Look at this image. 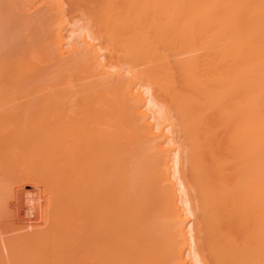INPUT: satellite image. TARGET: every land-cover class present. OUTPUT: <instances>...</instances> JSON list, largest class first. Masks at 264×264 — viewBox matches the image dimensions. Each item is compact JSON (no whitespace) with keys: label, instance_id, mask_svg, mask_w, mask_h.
Returning a JSON list of instances; mask_svg holds the SVG:
<instances>
[{"label":"bare ground","instance_id":"1","mask_svg":"<svg viewBox=\"0 0 264 264\" xmlns=\"http://www.w3.org/2000/svg\"><path fill=\"white\" fill-rule=\"evenodd\" d=\"M0 264H264V0H0Z\"/></svg>","mask_w":264,"mask_h":264},{"label":"rangeland","instance_id":"2","mask_svg":"<svg viewBox=\"0 0 264 264\" xmlns=\"http://www.w3.org/2000/svg\"><path fill=\"white\" fill-rule=\"evenodd\" d=\"M27 183H29V182H27ZM18 185H19V184H18ZM18 185L16 186V189H15V190L17 191V193H16V191H15V193L13 194V196H14L13 198H15V199L13 200V198L11 197L12 194L10 195V197L12 198V200H9L10 197L8 198V200H9V201H8V205L11 206V207L13 208L12 210H14V212H13L14 214H15V212L18 214V212H19L18 209H17L16 204L21 203V206H23L22 208H19V207H21L20 204H19V206H18L19 210H20V209H25V210H26V209H28V207H29V204H30V203H29V199H30V198H33V201H34V200H36L37 202H38V201H40V202L42 201L41 195H39V194L41 193V191L39 192V190L41 189V188H40L41 186H35V185L32 184V183H29V184H26V185H25V184H23V185H19V187H18ZM30 185H31V186H30ZM32 185L34 186V188H33ZM23 186H24V187H23ZM30 187H31V188H30ZM35 187H38V188L35 189ZM18 188H19V189H18ZM21 188H22V189H21ZM23 188L26 189V190H27V189H30V190H31V189L33 188V190L35 189V190H37L39 193H38V194H35V193H36V192H34L35 190H34L33 192H31L32 190H31V191L29 190L30 192H28V191L24 192V189H23ZM39 188H40V189H39ZM18 190H19L21 193H19ZM22 190H23V191H22ZM32 193H33V194H32ZM16 194H17V195L22 194V196H23V195H24V196H23V198H22L21 195H20V196H17ZM26 194H27L28 196L30 195V197H28ZM31 194H32V195H31ZM18 197H19V198L21 197V200H24V201L19 200L20 202H17L18 199H19ZM26 197H27L28 199H27ZM16 198H17V199H16ZM35 198H36V199H35ZM37 198H38V200H37ZM26 199H27L28 201H27ZM40 199H41V200H40ZM16 200H17V201H16ZM16 202H17V203H16ZM23 202H25L28 206H27L26 204L24 205ZM37 202H33V203L36 204ZM10 203H11V204H10ZM12 203H14V204H12ZM15 203H16V204H15ZM22 203H23V204H22ZM14 205H15V208H16V209H14V207H13ZM9 206L7 207V211L9 210L8 208H10ZM12 210L10 209V212H11ZM16 210H17L18 212H17ZM23 211H24V210H20V212H19L20 214H18L19 216L16 215V214L14 215V216L17 217V218H18V217H22V219H21V218H20V219H19V218H18V219L16 218L17 220H15V218H14V219L12 218L13 215H11V217L9 216L12 212H11L10 214L7 212V215H6V216L8 217V218H6L7 222H9V221H11V222L15 221L14 223H16V224L20 223V224H18L20 227H19V228L16 227V229H13V230H14V231H13V230H12V227H9V226H8V224H9L10 226H12L13 224H11V222L8 223V224L6 223V224H7V225H6L7 227L5 226V233H4L5 236H11V235H13L12 233L15 234L16 232H17L16 234H20L21 231L24 232L25 230H26V232H29V231L32 230L33 228L35 229V228L37 227V226H36V225H37L36 223H38V219H39V216H40V215H39V214H38V215H34V212L36 213L35 210H31L32 213L30 212V210H26L27 215H26L25 211H24V212H23ZM29 212H30V215H29ZM24 213H25V215H24ZM31 215H32V216H31ZM24 216H25V217H24ZM28 216H29V217H28ZM33 216H34V217H33ZM36 216H38V217H37L38 219L35 218ZM9 217H10V218H9ZM30 217H31V218H30ZM32 217H33V218H32ZM34 218H35V220H34ZM191 218H192V216H191ZM30 219H31V220H34V221H31ZM16 221H18V222H16ZM19 221H20V222H19ZM36 221H37V222H36ZM25 222H26V223H25ZM29 222H31V225H33L32 227H31V225L29 226V224H27V223H29ZM33 222H34V223L36 222V223H35L36 225L33 224ZM40 222H41V218L39 219V223H40ZM22 223H23L24 225H26V224H27V225L23 228V227H21ZM39 223H38V224H39ZM16 224H14V225H16ZM24 225H22V226H24ZM16 226H17V225H16ZM27 226L30 227V228H28ZM13 227H15V226H13ZM27 228L30 229V230H27ZM21 229H22V230H21ZM16 230H17V231H16ZM15 231H16V232H15ZM19 232H20V233H19ZM10 234H11V235H10ZM16 234H15V235H16Z\"/></svg>","mask_w":264,"mask_h":264}]
</instances>
